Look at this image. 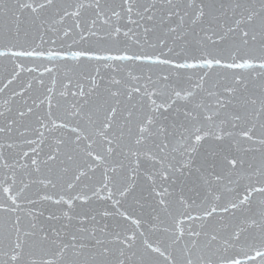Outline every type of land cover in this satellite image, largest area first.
<instances>
[{
	"label": "snow or ice",
	"instance_id": "1",
	"mask_svg": "<svg viewBox=\"0 0 264 264\" xmlns=\"http://www.w3.org/2000/svg\"><path fill=\"white\" fill-rule=\"evenodd\" d=\"M0 264H264V0H0Z\"/></svg>",
	"mask_w": 264,
	"mask_h": 264
}]
</instances>
